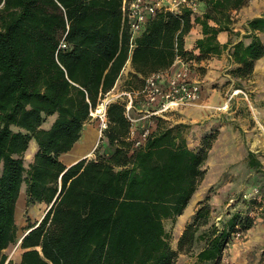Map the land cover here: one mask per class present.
<instances>
[{
  "label": "trees",
  "instance_id": "trees-1",
  "mask_svg": "<svg viewBox=\"0 0 264 264\" xmlns=\"http://www.w3.org/2000/svg\"><path fill=\"white\" fill-rule=\"evenodd\" d=\"M198 1L197 13L158 12L131 48L123 0H0V264H175L200 237L205 246L197 260L218 264L232 235L253 226L237 211L221 228L212 224L196 236L210 223L204 202L173 249L165 224L184 213L204 180L216 138L205 134L190 148L184 125L171 124L173 114L134 125L118 99L108 105L93 157L70 167L60 159L79 142L93 121L90 110L115 89L128 61L132 72L120 90L138 91L146 76L170 70L178 58L194 76V64L228 51L237 81L232 90L243 88L264 57V13L248 20L239 40L231 13L249 0ZM195 26L200 36L188 48ZM223 32L237 40L221 44ZM143 128L150 133L136 146ZM32 141L37 149L26 165ZM248 163L261 165L252 153ZM23 187L27 207L47 210L19 235ZM18 242L19 262L8 261L5 250Z\"/></svg>",
  "mask_w": 264,
  "mask_h": 264
},
{
  "label": "rangeland",
  "instance_id": "rangeland-1",
  "mask_svg": "<svg viewBox=\"0 0 264 264\" xmlns=\"http://www.w3.org/2000/svg\"><path fill=\"white\" fill-rule=\"evenodd\" d=\"M251 1L231 13L233 32L240 34L239 40L246 33L248 20L264 13V1L254 4ZM193 30H197L196 39L200 35V27L195 26ZM227 35L226 43L231 38L230 34ZM259 36L264 43V33H259ZM231 39L237 40L233 36ZM194 66L197 68L195 77L204 89V105L173 114L171 124L184 125L182 130L189 147L193 149L199 146L205 134L215 132L216 138L204 166V180L184 213L175 223L169 221L165 224L170 243L177 250L178 240L186 225L192 222L193 216L205 202L210 207V223L201 226L196 236L207 231L212 224L221 228L227 218L237 211L253 219L250 229L232 235L218 264H264V57L256 63L253 75L240 82L243 88L238 90H232L237 81L229 74L233 65L228 51ZM236 91L238 94L234 93ZM225 104L227 108L223 109ZM89 124L98 131L95 133L98 137L96 120ZM34 144V141L30 143L25 155L26 165L31 160ZM249 153L260 162L259 167L249 166ZM18 203L21 208L16 221L18 234L21 235L22 227L27 222L39 220L47 207L44 204L27 207L24 187ZM204 246L205 241L200 237L188 253H179L175 264H212L197 260L196 256ZM22 252L19 242L5 250L8 261L14 263L19 262Z\"/></svg>",
  "mask_w": 264,
  "mask_h": 264
},
{
  "label": "built area",
  "instance_id": "built-area-1",
  "mask_svg": "<svg viewBox=\"0 0 264 264\" xmlns=\"http://www.w3.org/2000/svg\"><path fill=\"white\" fill-rule=\"evenodd\" d=\"M199 7L198 0H123L122 19L123 24L130 31L131 48L147 22L158 12L181 14L187 10L197 13ZM61 47H65V45L62 44ZM173 67L166 72H156L146 76L143 79L142 88L138 91L110 92L101 99L97 107L90 110L92 120H96L98 123L99 139L108 126V105L118 99L126 101V115L134 125L143 120H148L152 116L167 118L168 114L181 112L183 109L191 107H199V101L204 94L201 83L195 75H191L188 65L181 59L178 58ZM234 93L236 94L238 91ZM136 104L140 105L137 112L142 114L132 118L131 112ZM227 104L223 106V109L227 108ZM149 133V128H143L135 141V145L138 146L143 142ZM136 136V131L133 129L131 137L135 139Z\"/></svg>",
  "mask_w": 264,
  "mask_h": 264
},
{
  "label": "crops",
  "instance_id": "crops-1",
  "mask_svg": "<svg viewBox=\"0 0 264 264\" xmlns=\"http://www.w3.org/2000/svg\"><path fill=\"white\" fill-rule=\"evenodd\" d=\"M261 1H264V0H252L251 3L254 4V3H257V2H261ZM253 4H251V5H253ZM240 12L243 13L242 10ZM196 32H197V30H193L190 33L189 38L187 40L188 48L192 45V42H194L195 35H196L195 33ZM227 37H228L227 33L226 32H223V33H221L219 35L218 39H219V41L221 43H226ZM173 69H174V67H173ZM130 72H132V68H131L130 61H128L127 64H126V66H125V68L123 69V71L121 73V77H120L119 81L117 82L115 89L112 92H114L117 88L119 89L118 91H121L120 90L121 85H122L123 81L125 79H127L128 74ZM171 72H172V70H171ZM236 94H238V93H236ZM204 99L205 98H204V94H203L202 97H201V99H200V101H199V104L200 105L197 108L203 107V105H204L203 103L205 102ZM230 101H231V98H230ZM225 112H228V111H225ZM95 133L97 134L98 131H96L90 124H88L85 127V130H84L83 135H82L81 139L79 140V142H77L75 144V146L73 147V149L70 152L62 155L61 158H60L61 161L63 162V164L66 167H70V166L74 165L75 163H77L78 161H80L82 159H90L91 157H93V152H94V150L96 148L97 140L99 138V136L97 137L95 135ZM36 149L37 148H36V143H35L34 146H33V148H32V153L33 154L31 155V160L33 158L34 153L36 152ZM67 159H68V162H66Z\"/></svg>",
  "mask_w": 264,
  "mask_h": 264
},
{
  "label": "bare ground",
  "instance_id": "bare-ground-1",
  "mask_svg": "<svg viewBox=\"0 0 264 264\" xmlns=\"http://www.w3.org/2000/svg\"><path fill=\"white\" fill-rule=\"evenodd\" d=\"M195 34H196V33H195ZM190 39H191V38H190ZM193 39H194V38H193ZM94 136H95V135H94ZM22 200H23V199H22ZM22 200H21V201H22ZM20 208H21V207H20V203H19V204H18V207H17V219H18V216H19L18 214H19V212H20Z\"/></svg>",
  "mask_w": 264,
  "mask_h": 264
},
{
  "label": "water",
  "instance_id": "water-1",
  "mask_svg": "<svg viewBox=\"0 0 264 264\" xmlns=\"http://www.w3.org/2000/svg\"><path fill=\"white\" fill-rule=\"evenodd\" d=\"M21 241V240H20Z\"/></svg>",
  "mask_w": 264,
  "mask_h": 264
}]
</instances>
